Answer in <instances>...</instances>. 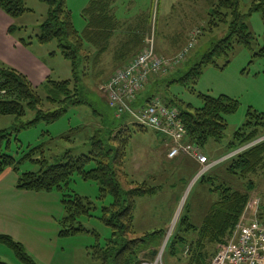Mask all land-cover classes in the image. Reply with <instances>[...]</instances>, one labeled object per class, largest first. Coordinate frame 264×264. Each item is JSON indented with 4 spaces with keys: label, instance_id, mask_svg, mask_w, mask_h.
Returning <instances> with one entry per match:
<instances>
[{
    "label": "trees",
    "instance_id": "obj_1",
    "mask_svg": "<svg viewBox=\"0 0 264 264\" xmlns=\"http://www.w3.org/2000/svg\"><path fill=\"white\" fill-rule=\"evenodd\" d=\"M26 1L0 0V10L16 21L31 11ZM42 1L48 5V10L40 32L36 36L37 40L41 43L57 42L61 54L72 63L73 79L55 80L49 75L40 85L47 91V96L44 98L38 90L40 86H35L26 74L0 60V114L15 116L18 130L40 121L52 123L70 107L87 103L83 79L87 73L82 78L80 67L84 63L86 69L94 67L95 58L103 52V48L100 51L95 50L97 54H93L92 48L104 45L103 41L106 38L107 41L109 40L111 29L114 28V25H111L109 8L115 0H90L89 5L83 10L86 25L82 31L75 26L67 0ZM206 2L209 10V31L213 32L221 24H226L229 25V35L212 43L210 49L180 76L172 77L181 71L183 67H180L181 65L174 69L170 78L165 79L166 81L159 77L163 71L150 76L138 92L132 106L141 109L154 99H158L166 106L176 109L185 129L181 143L197 146L210 162H216L204 153L203 147L210 139L218 141L224 137L228 128L226 115L238 110V100L225 94L220 96L201 94L203 105L195 108L165 90L168 89V84L175 82L197 81L203 69L210 64L218 66L217 59L222 56L227 58L226 66L230 62L236 44L252 49L254 35L245 23L248 13L242 10V0H206ZM259 9L264 11V0H255L250 11ZM17 30L18 27L14 22L8 32L21 44L28 46L25 38L16 35ZM255 56L264 57V45ZM169 57L165 58L170 59ZM188 62L190 55L184 65ZM164 82L167 86L162 92ZM107 104L113 111L109 127L94 134L91 139V150L86 154L74 155L72 151H67L60 157H48L43 146H37L29 148L23 157L18 159L4 149V144L10 141L12 132L0 128V176L11 169L18 174L16 187L20 190L60 192L65 212L61 219L62 236L95 232L85 226L82 218L93 216L97 208L96 203L88 196L73 192L70 186L76 174L84 180L96 182L100 189L98 198L101 200L110 198L108 203L102 205L100 219L111 228L112 233L104 243L98 240L89 246L88 252L101 264L153 262L159 254V246L165 239V233L158 230L138 235L135 229L136 202L138 198L154 195L159 188H162L150 185L147 181L136 183L129 180L124 164L133 133L147 130L158 133L164 137L165 144L169 147L168 155L175 142L164 132L136 122L128 112L117 116L116 109L110 105L108 94ZM28 109L33 110L35 116L32 120L24 122L22 118ZM257 117V122L253 125L247 122L229 143L228 155L246 145H251L226 160L225 173L233 177V182L230 184L229 180L218 176L217 170L221 161H217L209 171L199 177L202 182L208 184L212 193L217 194V199L200 227L193 225L185 212L181 215L177 229L167 240L163 252L164 261L169 254V257H176L179 262L185 261L186 264H206L208 244H222L226 237L233 233L246 213L252 199L251 193L256 188L252 177L264 168V139L252 144L264 136V117L261 114H257ZM178 157L198 162L187 154H180L174 158L168 156L169 159ZM26 160L31 161L37 168L21 172V164ZM199 164L201 168H197L198 171L202 169V164ZM235 179L241 183H235ZM258 217L264 222V206L258 211ZM0 243L11 247L24 264H40L25 246L11 235L0 234ZM187 248L189 251L185 253ZM0 264L9 263L0 258Z\"/></svg>",
    "mask_w": 264,
    "mask_h": 264
},
{
    "label": "rangeland",
    "instance_id": "obj_2",
    "mask_svg": "<svg viewBox=\"0 0 264 264\" xmlns=\"http://www.w3.org/2000/svg\"><path fill=\"white\" fill-rule=\"evenodd\" d=\"M254 1L242 0V10L244 13H248L245 23L254 35L252 49L236 44L230 56V62L226 66L227 58L222 56L217 59L219 65L210 64L205 67L197 81L175 82L168 84V89H165L167 85L164 82L165 85L161 89L162 92L165 89L184 102L192 104L195 108L203 105L201 94L212 96L225 94L238 100V110L226 115L228 128L224 137L218 141L210 139L203 147V151L211 159H215L216 162L221 161L217 174L220 178L229 180L230 184L233 182V177L227 176L224 168L226 160H228V156L225 155H228L230 150L229 143L234 139L236 132L247 122H251L253 125L258 121L257 114L264 117V57L255 56V53L264 45V11L263 9L250 11ZM26 2L31 11L17 19L15 23L18 27L16 35L27 40L28 50L47 66L53 79H73L72 63L61 54L57 42L41 43L37 40L36 36L46 18L48 5L42 0H27ZM89 2L90 0H67L75 26L80 31L84 29L85 25L83 10L89 5ZM116 2L115 4L122 6L123 10H127L128 16H135L136 13L150 15L151 29L144 34V44L138 53L145 49L153 38L152 43L156 53L158 51L161 56L172 55L174 54V52H170L173 51L172 36L192 27L186 36L187 39L185 38L186 40L182 43V48H178L175 53L180 50L169 57L173 59L189 43L193 36L192 33L198 32L196 44L186 58L176 66L170 64L166 71L160 73L159 77L164 81L170 78L177 66L183 67L178 74L176 73L172 77L187 72L210 49L212 43L229 35V25L226 24H221L213 32L209 31L208 24L196 25V15L199 12L193 11L190 0H116ZM168 5L172 9L170 18L167 12ZM200 13H202L201 10ZM169 23L173 25L171 26ZM145 39L149 40H147V45ZM189 55L190 62L184 65ZM85 66V63L81 65L80 76L83 78L87 73V76L83 78L87 103L70 107L56 121L52 123L40 121L35 125L18 130L15 116L0 114V128L12 132L10 141L4 144L5 151L20 159L29 148L37 146H43L45 155L48 157H60L67 151H72L74 155H80L91 150L92 137L99 130L108 128L113 116V111L107 104V91H105L104 84L113 75V72L100 73L98 72L99 67L86 69ZM38 90L42 97L46 98V89L40 86ZM34 116L35 112L28 109L22 121L28 122ZM263 139L264 136L252 144ZM249 146L251 145H246L239 150ZM168 148L167 145H162L161 136L153 130L133 133L124 164V170L129 180L136 183L147 181L150 185L161 186L162 189L159 188L156 194L138 198L135 228L143 234L147 231L161 230L165 233V239L175 232L184 212L190 217V222L193 225L200 227L210 207L217 199V194L212 193L208 184L202 182L198 176L194 179V177L190 178L189 174L174 173L173 169H170L167 164L170 160L166 158ZM36 168L35 164L26 160L22 162L20 171L35 170ZM5 178H9V176ZM252 179L256 183V188L251 193L252 199L244 218L242 217L243 222L248 218L252 220L255 215L258 216V211L264 206V168ZM234 182L241 183L236 179ZM70 188L73 192L90 197L96 203L97 208L93 212V216H85L82 221L98 236L95 232L72 236L60 234L61 219L65 212L61 202V193L56 190L41 192L45 197L41 205L43 209L47 210L43 211L42 215L35 210L30 213L19 212L17 214V221H23L26 228L24 227L20 231L17 238L12 234L11 236L21 242L40 264H101L88 252V247L98 240L104 243L111 236V228L100 219L102 205L108 203L110 198L99 199L98 184L94 181L84 180L77 174L73 177ZM173 210H175V214L172 221ZM2 228L6 227L0 226V234L7 233L3 232ZM8 234L10 235V233ZM138 235H142V233L138 232ZM232 236H234L233 233L228 237ZM165 239L159 246V254L162 252ZM207 251L209 254L210 249L207 248ZM168 255L166 258L171 259ZM0 258L9 264H24L18 259L14 250L3 243H0ZM171 260L178 261L173 256ZM162 261L163 264H167L164 260ZM183 264H186L185 261Z\"/></svg>",
    "mask_w": 264,
    "mask_h": 264
},
{
    "label": "crops",
    "instance_id": "obj_3",
    "mask_svg": "<svg viewBox=\"0 0 264 264\" xmlns=\"http://www.w3.org/2000/svg\"><path fill=\"white\" fill-rule=\"evenodd\" d=\"M190 1H192L193 11L199 12V14L196 15L197 20L195 24L198 26L203 23L208 24L209 10L206 0ZM115 2L109 8V16L112 18L111 25H114V28H110V38L108 41L107 38L103 41L105 44H101L102 47L98 46L92 48V50H94L93 54H97L96 51H100V49L103 48V52H101L99 56L95 58L96 63L94 64V67L100 68L98 69V72L100 73L113 72L114 74L118 68L128 64L142 49L144 44V34L151 29L150 15L148 16L146 14L136 13L135 16H128L127 10H123L122 6L115 4ZM170 7L171 6L169 5L167 7L169 18L172 14V9ZM200 10L202 11V13H200ZM16 21L11 19L2 10H0V60L20 70L30 78L35 86H39L49 75H51V73H49L50 71L47 66L43 64V62L37 56L30 53L27 46L21 44L15 36L11 35L8 32L11 24L14 22L16 23ZM169 25L172 26L173 24L169 23ZM191 29L192 27L187 31L185 30L184 32H177L172 36L173 38L171 46H173V51L170 52H174V54H176L182 48V43L187 39L186 36H188V32ZM181 34L184 35L180 36ZM145 40V43L147 45L149 40ZM178 48L180 49L175 53ZM174 54H164L163 56H173ZM158 55L161 54L158 53ZM161 143L164 146L166 145L164 137H161ZM166 158H168V154ZM169 160L170 161L167 164H169L171 170L173 169L172 171L174 173L179 172L181 174H189L190 178L194 177V179L196 178V176H198L199 169L197 170V168H201L198 162L191 159H185L183 157H178L175 160ZM6 176H9V178H5ZM17 178L18 174L11 169L7 170L0 177V226L6 227L2 228L3 232H7L5 234L10 233V235L12 234L15 237L19 235L20 231H22L25 227V223L23 221H17V214L19 212L23 214L25 212L30 213L32 210H35L38 214L42 215L43 211H47L43 209L41 205L45 198L42 195L43 193L18 189L16 187ZM174 214L175 210H173V212L171 213V216L173 215L172 221L174 219ZM136 232L143 234V232L137 230ZM227 238L229 237H226V239ZM219 246L220 245L217 243L208 244L207 248L210 249V252L208 254V258L206 259V264H210V260L217 254ZM170 258L172 259V257ZM171 259L167 258L164 262H166L167 264H183L184 262L172 261Z\"/></svg>",
    "mask_w": 264,
    "mask_h": 264
},
{
    "label": "built area",
    "instance_id": "obj_4",
    "mask_svg": "<svg viewBox=\"0 0 264 264\" xmlns=\"http://www.w3.org/2000/svg\"><path fill=\"white\" fill-rule=\"evenodd\" d=\"M194 33V32H193ZM192 33V38L186 47L173 59L159 56L150 40L133 60L117 70L105 84L110 105L116 109L117 116L128 112L136 122L162 131L174 139L175 144L169 151V157L187 154L202 164L198 177L209 171L217 162H210L195 145H184L181 140L185 134L184 125L178 117V112L154 99L149 105L141 109L132 106L138 92L143 88L149 77L166 71L170 64H178L186 58L196 44L198 32ZM240 150L228 155V158ZM227 157V156H226ZM244 218V217H243ZM236 226L234 236L225 239L220 244L217 254L210 260V264H264V222L257 215L248 218ZM189 249H186L187 253ZM162 254L155 261L143 264H163Z\"/></svg>",
    "mask_w": 264,
    "mask_h": 264
},
{
    "label": "water",
    "instance_id": "obj_5",
    "mask_svg": "<svg viewBox=\"0 0 264 264\" xmlns=\"http://www.w3.org/2000/svg\"><path fill=\"white\" fill-rule=\"evenodd\" d=\"M168 238V237H167Z\"/></svg>",
    "mask_w": 264,
    "mask_h": 264
}]
</instances>
